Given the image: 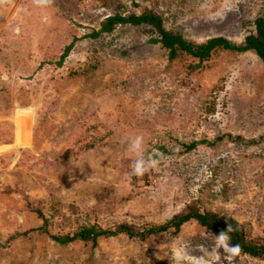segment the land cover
<instances>
[{
    "label": "rangeland",
    "instance_id": "obj_1",
    "mask_svg": "<svg viewBox=\"0 0 264 264\" xmlns=\"http://www.w3.org/2000/svg\"><path fill=\"white\" fill-rule=\"evenodd\" d=\"M148 11L190 43L241 46L264 0H0V264H172L174 246L208 264H264L210 255L214 235L195 221L96 247L53 239L90 226L143 231L196 207L264 241V62L225 50L203 64L170 60L155 34L130 25L92 36L109 17ZM20 130L30 146H16ZM135 135L161 161L142 177L127 152Z\"/></svg>",
    "mask_w": 264,
    "mask_h": 264
},
{
    "label": "trees",
    "instance_id": "obj_2",
    "mask_svg": "<svg viewBox=\"0 0 264 264\" xmlns=\"http://www.w3.org/2000/svg\"><path fill=\"white\" fill-rule=\"evenodd\" d=\"M143 27L151 34L157 37L152 39L154 44H161L162 47L169 52L170 60H175L179 55H188L197 60L199 64L207 62L212 54L218 50L232 51L237 53L254 52L264 62V16L257 19L256 34L246 38L243 45L237 46L224 38H215L202 45H196L186 41L180 34L168 32L163 26V19L160 15L153 11H148L143 15H131L125 17L117 14L106 19L100 31L94 33L93 37H98L104 33H111L117 26ZM73 45L69 46L65 53L62 55L58 66H62L65 60L71 54ZM197 146L194 143L187 147L188 151L193 150ZM195 221L201 227L205 228L212 235H218L222 231H227L228 226L231 224L234 231L230 233L231 243L239 245V254L248 255L252 258L264 260V241L259 239H250L245 229L235 220L227 216L219 215L215 212H201L196 207L181 215L175 216L169 223L162 226H151L143 231L137 230L134 227L123 224L115 230H104L98 226L83 227L74 235L57 236L53 237L54 241L60 245H68L73 242L82 241L92 243L93 247L98 245V240L101 238L109 239L119 235L128 236L131 239L140 238L146 240L152 235H158L165 232L173 231L178 235L182 227ZM44 229V228H43ZM41 231V230H40Z\"/></svg>",
    "mask_w": 264,
    "mask_h": 264
},
{
    "label": "clouds",
    "instance_id": "obj_3",
    "mask_svg": "<svg viewBox=\"0 0 264 264\" xmlns=\"http://www.w3.org/2000/svg\"><path fill=\"white\" fill-rule=\"evenodd\" d=\"M145 140L143 135H135L131 138L128 144L127 152L133 155L135 158L131 163V175L136 177L144 176L150 169L157 168L161 161L156 158L158 154H148L145 156ZM234 231V227L230 224L227 231H222L218 235H214L213 249L210 253L216 254L219 250H223L226 258H231L236 255L240 248L239 245H233L231 241V235ZM172 264H208L205 256L193 257L188 254L184 247H173V252L171 256Z\"/></svg>",
    "mask_w": 264,
    "mask_h": 264
},
{
    "label": "bare ground",
    "instance_id": "obj_4",
    "mask_svg": "<svg viewBox=\"0 0 264 264\" xmlns=\"http://www.w3.org/2000/svg\"><path fill=\"white\" fill-rule=\"evenodd\" d=\"M29 115H31L30 114V112H26V111H23V112H19L18 114H17V118H16V123H17V126L19 127V128H22L23 127V123H22V120H21V118H24V117H28ZM28 128V127H27ZM25 129V128H24ZM27 130V129H26ZM23 131H18L17 132V142H16V146H18V147H27V146H30L31 144L25 139L24 140V138H23V133H22ZM29 132V131H28ZM13 147V146H12ZM12 147H7V149H10V148H12ZM15 147V146H14ZM13 147V148H14Z\"/></svg>",
    "mask_w": 264,
    "mask_h": 264
}]
</instances>
